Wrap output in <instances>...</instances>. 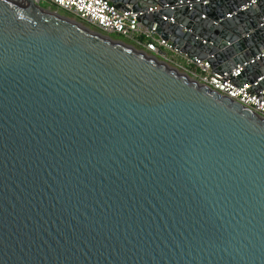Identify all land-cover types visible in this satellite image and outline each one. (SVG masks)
Wrapping results in <instances>:
<instances>
[{
    "label": "water",
    "instance_id": "obj_1",
    "mask_svg": "<svg viewBox=\"0 0 264 264\" xmlns=\"http://www.w3.org/2000/svg\"><path fill=\"white\" fill-rule=\"evenodd\" d=\"M112 1L212 71L242 65L264 100V0ZM0 264H264V117L39 0H0Z\"/></svg>",
    "mask_w": 264,
    "mask_h": 264
},
{
    "label": "built area",
    "instance_id": "obj_2",
    "mask_svg": "<svg viewBox=\"0 0 264 264\" xmlns=\"http://www.w3.org/2000/svg\"><path fill=\"white\" fill-rule=\"evenodd\" d=\"M39 2H43L47 6L51 4L64 10L66 13L61 14L74 18L84 25L99 29L106 34L115 33L129 39L137 47L160 57L177 69L264 117L262 89H256L255 81L238 84L233 79L241 71L242 65L236 64L229 70L212 71L207 60L198 57L191 59L185 53L172 47L168 40L160 37L154 31V23L150 27L142 24L137 18L138 13L142 10H132L129 4L122 8L116 6L112 0H39ZM185 2L190 5L189 0ZM159 7L160 5L154 2L148 4L147 11L156 10ZM53 10L57 11L56 9ZM169 19L172 20L171 17ZM165 48L181 54L190 66L180 65L172 61L171 58L167 57Z\"/></svg>",
    "mask_w": 264,
    "mask_h": 264
},
{
    "label": "rangeland",
    "instance_id": "obj_3",
    "mask_svg": "<svg viewBox=\"0 0 264 264\" xmlns=\"http://www.w3.org/2000/svg\"><path fill=\"white\" fill-rule=\"evenodd\" d=\"M48 6L51 9H56L57 12H59V13H66L64 10H62L60 8H56L55 6H53L51 4H48ZM111 34L116 35L115 33H111ZM116 36H119V37H121V38H123V39H125V40L130 42V40L125 38V37H122L120 35H116ZM165 52L167 54V57L171 58L172 61H174L175 63L180 64V65H184V66H190V64L185 60V58L181 54L173 51L172 49H168V48H165Z\"/></svg>",
    "mask_w": 264,
    "mask_h": 264
}]
</instances>
